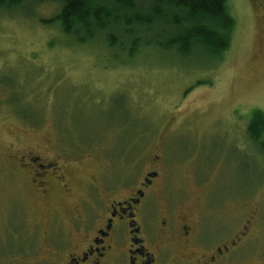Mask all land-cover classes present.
<instances>
[{
  "label": "rangeland",
  "instance_id": "374dc122",
  "mask_svg": "<svg viewBox=\"0 0 264 264\" xmlns=\"http://www.w3.org/2000/svg\"><path fill=\"white\" fill-rule=\"evenodd\" d=\"M40 1L0 7V264L44 256L43 203L16 173L27 156L107 191L155 164L169 203L210 209L223 244L237 233L220 264H264V154L247 134L264 114V0H226L234 27L218 59L150 45L158 27L125 51L78 44L41 23L57 7Z\"/></svg>",
  "mask_w": 264,
  "mask_h": 264
},
{
  "label": "flooded vegetation",
  "instance_id": "af4514ba",
  "mask_svg": "<svg viewBox=\"0 0 264 264\" xmlns=\"http://www.w3.org/2000/svg\"><path fill=\"white\" fill-rule=\"evenodd\" d=\"M27 160L19 158L16 173L24 192L43 203L45 251L24 264H220L237 241L235 232L223 244L228 227L207 207L169 203L155 164L134 186L107 191L94 179L72 185L57 161Z\"/></svg>",
  "mask_w": 264,
  "mask_h": 264
},
{
  "label": "trees",
  "instance_id": "16d2710c",
  "mask_svg": "<svg viewBox=\"0 0 264 264\" xmlns=\"http://www.w3.org/2000/svg\"><path fill=\"white\" fill-rule=\"evenodd\" d=\"M24 1L0 0V7L9 9ZM41 3L57 7L51 18L41 20L42 24L55 26L78 44L105 39L110 48L122 51L126 50L129 37L133 38L134 47L142 45L143 35L158 27L150 45L175 50L183 56H189L199 46L218 59L229 48L234 27L226 0H145V4L140 0H41ZM247 134L264 154L261 111L252 112Z\"/></svg>",
  "mask_w": 264,
  "mask_h": 264
}]
</instances>
